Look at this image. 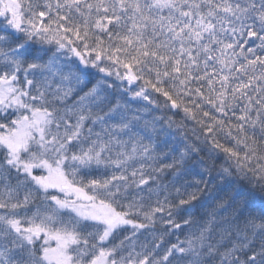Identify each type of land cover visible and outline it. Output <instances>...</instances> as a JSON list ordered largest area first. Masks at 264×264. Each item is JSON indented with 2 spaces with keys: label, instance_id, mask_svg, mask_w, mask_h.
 Here are the masks:
<instances>
[{
  "label": "snow or ice",
  "instance_id": "6c2138e0",
  "mask_svg": "<svg viewBox=\"0 0 264 264\" xmlns=\"http://www.w3.org/2000/svg\"><path fill=\"white\" fill-rule=\"evenodd\" d=\"M0 264H264V0H0Z\"/></svg>",
  "mask_w": 264,
  "mask_h": 264
}]
</instances>
